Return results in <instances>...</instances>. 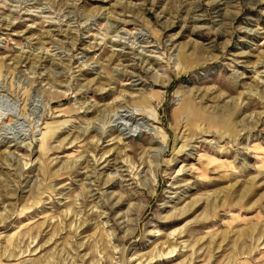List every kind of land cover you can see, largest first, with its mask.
<instances>
[{"label": "rangeland", "instance_id": "374dc122", "mask_svg": "<svg viewBox=\"0 0 264 264\" xmlns=\"http://www.w3.org/2000/svg\"><path fill=\"white\" fill-rule=\"evenodd\" d=\"M0 264H264V0H0Z\"/></svg>", "mask_w": 264, "mask_h": 264}, {"label": "bare ground", "instance_id": "6f19581e", "mask_svg": "<svg viewBox=\"0 0 264 264\" xmlns=\"http://www.w3.org/2000/svg\"><path fill=\"white\" fill-rule=\"evenodd\" d=\"M124 125V124H123ZM137 125H139V128H140V124L138 123ZM125 129H129L130 131L129 132H127V133H130V132H132L133 131V129H131V128H124L123 130H125ZM141 131H142V129H141ZM141 131H139V132H141ZM133 132H136L135 130L133 131Z\"/></svg>", "mask_w": 264, "mask_h": 264}]
</instances>
